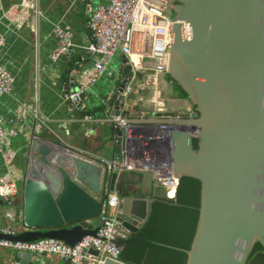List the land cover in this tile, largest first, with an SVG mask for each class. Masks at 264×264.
Masks as SVG:
<instances>
[{
  "label": "water",
  "instance_id": "95a60500",
  "mask_svg": "<svg viewBox=\"0 0 264 264\" xmlns=\"http://www.w3.org/2000/svg\"><path fill=\"white\" fill-rule=\"evenodd\" d=\"M170 9L176 23L167 74L188 95L193 111L154 113L128 122L173 126L169 143L175 174L201 182L195 236L191 248L183 249L186 264H264V0H173ZM183 22L190 26L189 35L182 32ZM132 75L126 65L106 92L102 106L110 116L104 123L111 135H121L111 116L118 114L126 77ZM140 79L138 75L136 81ZM69 84L71 90L80 89L76 73ZM89 92L81 93L80 107ZM129 98L132 109L134 93ZM92 119L85 121L96 129ZM112 143L120 152V141ZM92 153L44 137L33 140L22 184L21 221L27 229L0 237L55 238L74 245L96 235L110 212L104 200L116 192L121 225L114 244L122 251L140 238L137 233L160 198L153 172H108ZM257 243L263 251L249 260ZM89 252L101 256L97 250ZM32 255L36 253H18L16 263L29 264ZM103 264L134 263L106 258Z\"/></svg>",
  "mask_w": 264,
  "mask_h": 264
},
{
  "label": "built area",
  "instance_id": "2783aa9c",
  "mask_svg": "<svg viewBox=\"0 0 264 264\" xmlns=\"http://www.w3.org/2000/svg\"><path fill=\"white\" fill-rule=\"evenodd\" d=\"M91 9L89 27L90 42L87 50L92 57V67L82 70L77 75L79 90H68L63 99L80 111L81 93L88 91L108 73L114 57L122 56L121 74L126 65L131 66L132 76L126 77L124 90L125 100L118 110V114L111 116L121 135H115V141H120V155L100 158L107 166L108 172L121 173L126 170H151L154 174L155 193L160 198L175 197L180 179L175 174L169 143V132L173 126L161 123L128 122L132 118H144L154 113L171 111L169 101L164 98L160 88L161 78L167 74L170 52L174 39V14L170 9L172 0H96ZM0 9L2 10L1 0ZM28 9L38 11L36 4L30 0H21L4 10L6 17L17 27H22L26 20ZM182 32L189 35L190 26L182 23ZM56 45L50 53V59L57 61L62 56H70L76 50L75 34L70 25L56 22L53 24ZM6 37L0 32V56ZM141 79L136 81V77ZM15 76L0 60V98L11 94L14 89ZM137 85L136 89L133 88ZM140 90H148L149 99H144ZM140 95L134 106L128 109L131 94ZM147 107V112L137 106ZM189 111H193L189 109ZM25 112L16 118L13 125L5 127V121L0 113V153H3L6 166L10 172L0 174V197L10 200L16 196L21 187L15 179L12 161L16 155L13 149L6 146L10 140L22 132V121ZM86 115L85 119H92ZM197 134V133H196ZM38 137L36 136L35 139ZM93 155V153H92ZM110 212L104 216V224L96 235L84 236L74 245L55 239L12 240L0 237V248L9 247L25 253L39 255H55L67 261V264H103L106 258L121 260V249L114 244L120 234L117 227L120 197L116 192L110 193L104 200ZM109 220H106V218ZM0 234L16 235L13 228L0 224ZM90 249L101 252L97 257L90 253Z\"/></svg>",
  "mask_w": 264,
  "mask_h": 264
},
{
  "label": "crops",
  "instance_id": "0c3cea01",
  "mask_svg": "<svg viewBox=\"0 0 264 264\" xmlns=\"http://www.w3.org/2000/svg\"><path fill=\"white\" fill-rule=\"evenodd\" d=\"M20 1L1 0L0 9V32L6 37L0 60L15 76L13 92L0 98V113L5 127L12 126L21 112H25L20 122L23 129L21 134L12 138L6 146L16 153L12 161L14 171H11L15 179L23 184L28 168V146L36 136L93 152L98 158L120 155V152H115L112 143L115 135L110 134L104 123L110 119L107 107L93 114L92 120L97 121L94 129L91 122L85 121V115L80 110L63 99L64 92L71 89V74L78 75L82 70L92 67L87 45L90 42V12L97 1L30 0L36 4L38 11L28 9L24 25L19 28L6 17L4 10ZM56 22L73 28L76 50L70 56H62L54 62L50 59V53L56 45L53 33V24ZM122 59L120 55L114 57L108 73L88 90L90 96L85 100L83 111L95 109L107 101L106 92L121 77ZM165 79L164 75L160 80V88L171 89ZM144 91H139V94L143 96ZM134 97L138 100L140 95ZM174 98L178 106H172L171 111H189L193 108L189 100ZM9 172L3 153H0V174ZM22 184L20 192L10 200L0 197V224L13 228L17 233L27 229L21 221L24 210ZM17 257L18 251L9 247L0 248V264H17ZM29 264H67V261L55 255L36 254L31 256Z\"/></svg>",
  "mask_w": 264,
  "mask_h": 264
},
{
  "label": "trees",
  "instance_id": "16d2710c",
  "mask_svg": "<svg viewBox=\"0 0 264 264\" xmlns=\"http://www.w3.org/2000/svg\"><path fill=\"white\" fill-rule=\"evenodd\" d=\"M166 79L172 84L177 98L189 100L188 95L168 74ZM105 108L101 106L86 112L93 115ZM195 148H198L197 145ZM200 200L201 182L198 179L180 180L174 198H159L153 203L151 218L137 233L140 238L125 244L121 260L134 264H186L188 255L183 249L191 248L199 219Z\"/></svg>",
  "mask_w": 264,
  "mask_h": 264
},
{
  "label": "rangeland",
  "instance_id": "374dc122",
  "mask_svg": "<svg viewBox=\"0 0 264 264\" xmlns=\"http://www.w3.org/2000/svg\"><path fill=\"white\" fill-rule=\"evenodd\" d=\"M166 76V75H165ZM166 80V79H165ZM168 85H170L171 89H162V92H163V96L165 99H167L169 101V108L171 109L172 106L173 107H177L178 106V102L177 100L174 98V96H176L175 94V91H174V88L172 87V84L168 81ZM143 98L144 99H149L150 98V93L149 91H144V94H143ZM137 108H139L141 111L143 112H147V107L146 106H141V104H139L137 106ZM22 182L20 181L19 182V186H21Z\"/></svg>",
  "mask_w": 264,
  "mask_h": 264
},
{
  "label": "flooded vegetation",
  "instance_id": "af4514ba",
  "mask_svg": "<svg viewBox=\"0 0 264 264\" xmlns=\"http://www.w3.org/2000/svg\"><path fill=\"white\" fill-rule=\"evenodd\" d=\"M173 2V0H172ZM194 108V107H193ZM162 199V198H161ZM261 251H263V248L261 246L260 243H257L254 247V249L252 250L251 254H250V257H249V260H251L255 255H257L258 253H260Z\"/></svg>",
  "mask_w": 264,
  "mask_h": 264
}]
</instances>
